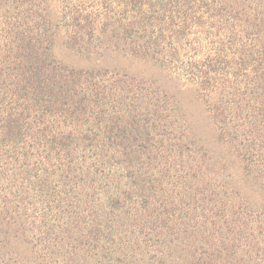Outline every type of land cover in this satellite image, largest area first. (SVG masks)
Wrapping results in <instances>:
<instances>
[{
  "label": "trees",
  "instance_id": "obj_1",
  "mask_svg": "<svg viewBox=\"0 0 264 264\" xmlns=\"http://www.w3.org/2000/svg\"><path fill=\"white\" fill-rule=\"evenodd\" d=\"M0 264H264V0H0Z\"/></svg>",
  "mask_w": 264,
  "mask_h": 264
},
{
  "label": "rangeland",
  "instance_id": "obj_2",
  "mask_svg": "<svg viewBox=\"0 0 264 264\" xmlns=\"http://www.w3.org/2000/svg\"><path fill=\"white\" fill-rule=\"evenodd\" d=\"M54 53L58 57V59L71 64V65H83L86 64V60L80 57L75 50L69 49L64 41V38L58 39ZM106 62H110L111 64L119 66L120 68H124L130 70L131 72L136 73H147L151 72V68L147 63H143V61L134 60L130 57L121 53L120 55H116L115 57H109L104 59ZM232 168L235 175H241V165L240 161L234 157L231 158Z\"/></svg>",
  "mask_w": 264,
  "mask_h": 264
}]
</instances>
